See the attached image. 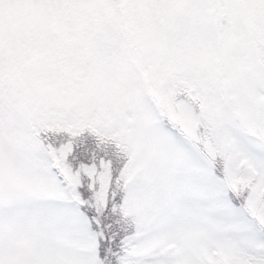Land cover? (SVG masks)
Here are the masks:
<instances>
[{
  "label": "rangeland",
  "instance_id": "obj_1",
  "mask_svg": "<svg viewBox=\"0 0 264 264\" xmlns=\"http://www.w3.org/2000/svg\"><path fill=\"white\" fill-rule=\"evenodd\" d=\"M52 7L60 10L62 24L54 31L70 39L50 55L32 60L22 55L18 42L29 38L38 23L33 6L0 5L5 37L0 50V141L30 131L38 99L61 107L71 102L79 109L84 93L96 103L101 119L94 116L96 121H86L82 130L88 128L86 132L102 145L97 150L113 162L120 160L105 145L123 158L125 187L150 182L149 167L177 180L210 170L243 196L257 176L247 149L264 147V50L254 39L264 42V0H221V7L218 0H68ZM139 61L150 67L161 91L156 101L146 90ZM96 67L101 70L98 78ZM181 70L191 71L203 85L199 94L193 93L200 88L193 82L180 90L195 106L176 100L174 117H180L186 137L165 127L156 110V103H165L162 92L165 97L167 91L173 102L170 74ZM200 94L203 98L195 97ZM202 107L206 121L200 124L193 110ZM3 116L11 121L8 128ZM105 118L116 126L111 135ZM48 125L44 133L48 131L53 142L64 135L76 140L81 133L76 125L68 129L59 122ZM0 180L6 193L16 191L17 178L7 163ZM246 211L259 223L264 203L249 202ZM247 237L242 228L214 229L207 222L188 219L168 251L177 264H254L258 245ZM0 264H39L23 231L6 229L0 234Z\"/></svg>",
  "mask_w": 264,
  "mask_h": 264
},
{
  "label": "snow or ice",
  "instance_id": "obj_2",
  "mask_svg": "<svg viewBox=\"0 0 264 264\" xmlns=\"http://www.w3.org/2000/svg\"><path fill=\"white\" fill-rule=\"evenodd\" d=\"M5 2L32 5L38 20L30 37L18 42L23 56L39 60L70 39L54 31L62 24L60 10L52 7L68 0L0 5ZM4 46L0 30V50ZM2 123L11 125L7 116ZM48 136L35 129L0 141V173L7 163L17 178L14 193H6L0 180V234L23 231L39 264H177L168 246L178 241L188 219L214 229L242 228L258 245L254 264H264V218L258 223L246 211L249 202L264 203V147L247 149L257 176L240 196L210 170L177 180L149 167L150 182L125 187L124 162L89 147L87 133L56 142Z\"/></svg>",
  "mask_w": 264,
  "mask_h": 264
},
{
  "label": "trees",
  "instance_id": "obj_3",
  "mask_svg": "<svg viewBox=\"0 0 264 264\" xmlns=\"http://www.w3.org/2000/svg\"><path fill=\"white\" fill-rule=\"evenodd\" d=\"M262 49L264 50V48H262ZM184 74L188 77L190 82L194 83L195 88H197V85L200 86L197 83L196 78L192 73L184 72ZM184 86H185V83L182 82L178 78L176 80V85L174 86L173 90H177V91L181 92L180 90H182V88ZM201 91H202V88L200 87V88H198V91H195L193 93H198ZM179 92L175 93L176 98H182L183 99V98L188 97V94H184L182 92L179 93ZM195 97H197V96H195ZM85 98H86L85 94L82 93L79 99H81V101H82V99H85ZM200 98H203V96H201V94H200ZM81 101L78 103V106H77L79 109H77L73 104H71V102H68V104L65 105V107H61V106L55 105V104L50 103V102L45 101V100L39 101L37 104V112L30 119V131L35 130V129H39L41 132H44V130L46 128L49 129L50 126L48 124L51 121H53L54 124L59 122L60 125H62V128H65V129H68L69 127H72L75 125H76V127L79 126L81 128L80 135L87 133L86 131L88 128L86 130H82V128H84V126L86 125L87 122H95L96 118L94 116L97 115L99 117L100 112H99L98 108H91V109L87 108L89 110L84 109ZM193 104H194V106L196 105L194 102H193ZM81 110H83V112ZM196 111H197V113H200L201 109L199 108ZM103 122H105L110 129L116 128V126L114 125V123L111 119L105 118V119H103ZM119 125L123 131V127L121 125L120 120H119ZM117 129H118V126H117ZM124 131L126 132L127 137H128V131L126 129H124ZM79 136L76 139H78ZM47 138L52 139V137H47ZM128 141H129L130 146L135 149V147H136L135 141L134 140L131 141L130 137H128ZM87 143H88L89 147L94 146L96 149L99 146H102L98 141H96L93 137H91L89 133H87ZM105 147H107L116 156L115 157L116 159H119L120 162H121V159L123 161V158L119 155V153L112 146L105 145ZM126 162H128V161H126Z\"/></svg>",
  "mask_w": 264,
  "mask_h": 264
}]
</instances>
